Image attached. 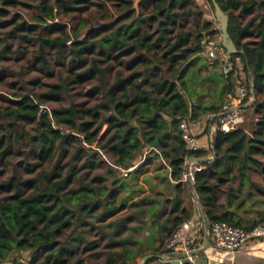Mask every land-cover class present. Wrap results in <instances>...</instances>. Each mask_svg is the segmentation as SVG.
Segmentation results:
<instances>
[{
  "label": "trees",
  "instance_id": "trees-1",
  "mask_svg": "<svg viewBox=\"0 0 264 264\" xmlns=\"http://www.w3.org/2000/svg\"><path fill=\"white\" fill-rule=\"evenodd\" d=\"M28 1L37 2L30 20L11 10H30V4L0 0V28L7 29L0 31V63L19 52L25 59L31 47L32 71L53 77V55L68 69L57 84L32 82L48 86V93L20 87L0 105V264H24L14 253H31L26 264H136L146 249L147 218L154 216L172 237L194 215L184 196L186 163L213 154L212 148L190 150L181 123L219 114L228 96L237 95L238 82L249 90L243 104L253 86L257 102L242 110L254 108L257 119L250 131L240 126L215 132L217 158L196 164L194 184L211 226L220 222L251 231L264 224V179L254 177L264 172V0H217L230 17L232 39L245 51L230 56L236 66L228 76L219 60L211 64L205 55V41L219 31L211 21H200L197 0H140L141 10L135 0H107L116 14L100 6L103 0ZM72 14V26L57 21ZM95 24L100 27L93 32ZM92 81L94 93L81 96L95 105H48ZM45 105L50 109L43 112ZM147 149L146 160H160L152 170H162L168 197L165 191L143 196L144 185L132 184L142 174L144 182L151 179V169L135 168ZM84 157L92 168L101 166L100 157L110 166L108 176L73 185ZM131 168L124 176L122 170ZM122 179L130 180L133 193L127 194ZM154 203L161 207L151 211Z\"/></svg>",
  "mask_w": 264,
  "mask_h": 264
},
{
  "label": "rangeland",
  "instance_id": "rangeland-1",
  "mask_svg": "<svg viewBox=\"0 0 264 264\" xmlns=\"http://www.w3.org/2000/svg\"><path fill=\"white\" fill-rule=\"evenodd\" d=\"M24 3H28L31 5V9H25L24 7H18L15 9H11L14 13H16L17 15H20L23 19L25 20H30L31 19V14L36 12V5L37 2H32V1H28V0H21ZM38 1H42V0H38ZM54 1V0H53ZM136 1V7L138 10H141V7L138 6L140 0H135ZM100 6H102L106 11L111 12L112 14H116V10L115 8L112 6V4L110 2H108L107 0H103L100 2ZM201 9H202V14L200 15L199 19L200 21L203 20H209L213 23V26L216 27V29H218V33L214 34L213 37L218 38L221 34V28H220V22L219 20L216 19L215 17V11L214 9L211 8V6L208 4L207 0H204L201 2ZM94 14V19H98V17H100V14L96 12L95 9L91 10ZM88 14H84V16L86 17ZM75 17H77V14H72L69 17H63L60 16L57 21L59 23H69L70 25H74L75 23ZM71 26H68V30H71ZM100 26L99 25H94L93 26V32L97 31L98 28ZM10 29V28H8ZM7 29H2L0 28L1 32L6 31ZM18 43L15 44V46H17ZM27 47V46H25ZM37 48V47H35ZM33 48L29 47L28 49V54L26 56L25 59L21 58L22 54L17 53V54H12L8 57V60L3 61L0 63V105L4 104V97H9V95H13V93H15L20 87H23L24 89H26L27 91H35L36 93H48L50 88L48 86L45 87H39V86H34L32 85V82L34 80H39L41 83L46 84V85H53V84H57L59 83V76L60 74L63 77H66L67 75V69H68V65L66 64V61L64 59H61L60 62L57 63V57H55L53 55V71H54V76L53 77H49L48 74L46 73H42L39 71H32L29 68V65L33 64V56L34 53H32ZM23 53V52H21ZM205 56V55H204ZM206 57V56H205ZM239 66L243 69V65L239 60ZM108 77H111V74L108 75ZM3 79V80H2ZM95 82H87L81 86H73L72 90L68 93V94H63L62 95V102H58L55 100H52L50 102H48L49 106L51 108H57L60 106V104H62L63 106H68L70 105V103L76 102V103H87V105L89 106H93L95 105L96 101L93 99H90L89 97H83L81 96V93H87V94H92L94 93L93 91V85ZM11 85H14L15 88H11ZM242 114H243V120L241 122V127H246L249 131L252 129L254 122L256 121L257 117L256 114L251 110H242ZM2 135V134H0ZM68 149H70V151H73L74 148L72 147H68ZM212 147H210L211 149ZM150 151V149L145 150V153L143 155H140L139 158L137 159V161L135 162V168L138 165H145V168H149V169H154L156 168L159 164H160V160L157 159H150V160H146V154ZM150 155V154H149ZM147 155V156H149ZM212 155V154H211ZM98 160L97 162L101 165L99 168H92L91 163L92 162H87V157H84L80 162H78L77 167L79 169L77 175L74 176L73 179V185L75 184H79L76 183L79 182L78 179H80V181H83L84 183H88L91 180H93L94 178H96L99 175H103V176H108V170L110 169V166L107 163H104L101 161L100 157H97ZM22 158H17V160L15 161H21ZM68 160L65 159L64 162H66ZM264 165V164H263ZM259 169L262 171H264V166L259 167ZM134 170V169H133ZM67 171V170H66ZM155 172L154 170L151 171V173ZM141 176V175H140ZM117 177L120 178H125L121 173L118 174ZM258 181H261L262 179H264V172L261 175H255L254 176ZM128 178H131L130 176ZM151 179H149V181L144 182L147 186L149 191L144 194L143 196L147 195L148 193H153L156 194V196H158L157 192L159 191L157 185L155 186L154 184V178L152 176H150ZM130 180L129 179H122L120 184L124 185V189H126L128 191L127 194L133 193L130 191V188L128 187V182ZM112 182L113 180L110 179L109 182L107 183V186L112 188ZM136 183H132L133 185H141V183H139L138 181H135ZM263 183V182H262ZM131 184V185H132ZM143 185V184H142ZM154 185V189L150 190V186ZM171 194V190L170 189H166L165 190V197H168V195ZM187 205L190 206L193 209V213L195 216V213L200 215L199 221L201 219V211L198 207V205L195 203L194 199H193V195L190 189H186L185 193H184ZM155 201V197H150L147 202L148 203H153ZM141 203V202H140ZM150 210H157L159 209L161 206L158 203H154L149 205ZM130 211V210H129ZM129 211L127 212H123V215H127L129 213ZM257 215V214H256ZM31 253H14L12 256L15 258H19L24 264L28 263L31 259ZM12 257V258H13Z\"/></svg>",
  "mask_w": 264,
  "mask_h": 264
},
{
  "label": "built area",
  "instance_id": "built-area-1",
  "mask_svg": "<svg viewBox=\"0 0 264 264\" xmlns=\"http://www.w3.org/2000/svg\"><path fill=\"white\" fill-rule=\"evenodd\" d=\"M202 2L204 0H197ZM205 55L208 57L210 63L220 61L222 63L221 72L223 75H230L235 69V62L227 54L222 45V34L218 37H211L208 41H205ZM249 94V90L246 85L240 84L239 92L236 96H232L230 101L222 105L219 114L215 130H219L223 133H230L231 131L239 128L242 120V109L239 107L243 105L244 98ZM48 105L43 106V112L49 110ZM191 119H186L181 123V130L183 132V138L187 143L190 150L201 149L195 134L192 131L193 125ZM213 147V145H211ZM109 160L108 157H106ZM197 169L196 164L192 166L191 174L194 178V170ZM129 170H122L124 176H128ZM195 218L184 222L180 228L173 234L168 243V248L171 251L177 249L190 250L192 245L189 237V232L195 226ZM211 242L213 247L219 251L235 252L242 248L248 247L252 241L260 240L264 238V224L257 225L251 231H246L241 228L233 227L227 223H214L211 226Z\"/></svg>",
  "mask_w": 264,
  "mask_h": 264
},
{
  "label": "crops",
  "instance_id": "crops-1",
  "mask_svg": "<svg viewBox=\"0 0 264 264\" xmlns=\"http://www.w3.org/2000/svg\"><path fill=\"white\" fill-rule=\"evenodd\" d=\"M238 68L241 70L240 73L242 74L243 78H246V75L242 72V68L239 66V59H237ZM240 84L238 82L237 85V94L239 92ZM232 95L228 96L230 99ZM204 99L207 100L208 97L204 96ZM255 113V109H251ZM243 115V114H242ZM216 123L213 122L211 117H204L198 120L193 121V125L191 126L193 133L195 134L198 144L201 149L208 150L210 149L213 141L214 134L216 132ZM241 126V124H240ZM239 126V127H240ZM211 157V155L209 156ZM144 174L139 177V183L143 184L144 187L149 191L148 186L143 183ZM150 176L154 178V185L158 187L159 192L158 195L161 197V194L168 188V183L163 181L162 170L155 171L150 173ZM185 182L186 175H185ZM152 185L154 188L155 186ZM187 188L190 189L189 184H187ZM191 190V189H190ZM172 209V202L166 206L165 212L162 215L161 224L165 221L168 217ZM195 226L189 232V237L192 245H195L194 249L200 248L204 245V224L203 219H200V215L195 213ZM148 225L147 229L145 230L143 236L145 239V252L142 257L138 258L136 264H141L142 258L148 254H165L169 252H174L169 250L168 243L170 240V236L167 234L166 230H160V225H158L157 217L154 216L152 218H147ZM134 223V222H133ZM203 229V232H202ZM192 250V248H190ZM178 251H189L185 248L177 249L175 252ZM201 259H207V263L202 264H264V238L260 240H254L248 247L242 248L235 252H228V251H219L216 250L211 242V247L203 254L199 255ZM195 259V258H192ZM148 264H155V261H151Z\"/></svg>",
  "mask_w": 264,
  "mask_h": 264
},
{
  "label": "water",
  "instance_id": "water-1",
  "mask_svg": "<svg viewBox=\"0 0 264 264\" xmlns=\"http://www.w3.org/2000/svg\"><path fill=\"white\" fill-rule=\"evenodd\" d=\"M215 9V17L220 22V28L222 31V45L226 50L227 54L232 56L236 54H244V50H239L235 41L232 39L229 33V15L221 8L220 4L217 0H212ZM252 97L247 104L241 105L239 108L244 109L248 107H253L257 102V94L252 86ZM221 114L212 115L211 119L219 118ZM213 154L209 158H198L192 156L188 159L186 163V181L190 186L193 199L195 203L198 205L201 215L203 218L204 224V245L197 249H192L189 251H178V252H169L165 254H148L142 258L141 264H148L149 261H155V264H202L207 263V259H201L199 255L205 253L211 247V225L208 221L205 206L196 190L194 184V178L192 177L191 170L194 164L199 163H210L216 160L217 153L216 149L212 147ZM195 258V259H192Z\"/></svg>",
  "mask_w": 264,
  "mask_h": 264
}]
</instances>
